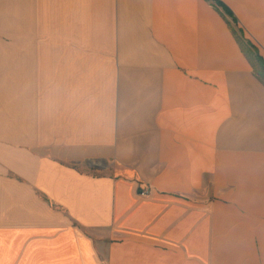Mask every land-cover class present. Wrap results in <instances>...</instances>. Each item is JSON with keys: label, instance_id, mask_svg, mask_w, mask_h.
<instances>
[{"label": "crops", "instance_id": "0c3cea01", "mask_svg": "<svg viewBox=\"0 0 264 264\" xmlns=\"http://www.w3.org/2000/svg\"><path fill=\"white\" fill-rule=\"evenodd\" d=\"M218 1L0 0V264H264V0Z\"/></svg>", "mask_w": 264, "mask_h": 264}, {"label": "trees", "instance_id": "16d2710c", "mask_svg": "<svg viewBox=\"0 0 264 264\" xmlns=\"http://www.w3.org/2000/svg\"><path fill=\"white\" fill-rule=\"evenodd\" d=\"M207 1H212L214 3V5L217 8H220L226 15H229L230 14L229 10L221 2H219L218 0H207ZM255 59L261 65L262 70H263V73H264V64L262 63L260 57H258L257 55H255Z\"/></svg>", "mask_w": 264, "mask_h": 264}, {"label": "rangeland", "instance_id": "374dc122", "mask_svg": "<svg viewBox=\"0 0 264 264\" xmlns=\"http://www.w3.org/2000/svg\"><path fill=\"white\" fill-rule=\"evenodd\" d=\"M237 35H238V33H237ZM238 38H240L239 35H238ZM240 40H241V38H240ZM242 45L244 46V49H245L246 51L250 52V54H251L250 58H251L252 60H254V59H255V58H254L255 56H254V54L252 53V51H250V49H248L244 43H242ZM247 54H249V53H247ZM257 72H258V74L260 75V77H261L262 79H264V73H263L261 70H259V71H257Z\"/></svg>", "mask_w": 264, "mask_h": 264}, {"label": "built area", "instance_id": "2783aa9c", "mask_svg": "<svg viewBox=\"0 0 264 264\" xmlns=\"http://www.w3.org/2000/svg\"><path fill=\"white\" fill-rule=\"evenodd\" d=\"M151 193V187H145L139 190L138 195L140 197H146Z\"/></svg>", "mask_w": 264, "mask_h": 264}, {"label": "water", "instance_id": "95a60500", "mask_svg": "<svg viewBox=\"0 0 264 264\" xmlns=\"http://www.w3.org/2000/svg\"><path fill=\"white\" fill-rule=\"evenodd\" d=\"M85 166L88 168H93V169H97V170L104 169V167L101 166L99 163H94V162H87V163H85Z\"/></svg>", "mask_w": 264, "mask_h": 264}]
</instances>
